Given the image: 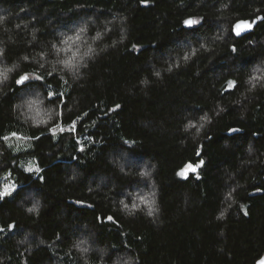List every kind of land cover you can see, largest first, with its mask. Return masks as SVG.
Segmentation results:
<instances>
[{
  "label": "trees",
  "instance_id": "obj_1",
  "mask_svg": "<svg viewBox=\"0 0 264 264\" xmlns=\"http://www.w3.org/2000/svg\"><path fill=\"white\" fill-rule=\"evenodd\" d=\"M0 17V264L264 259V21L233 33L264 0H0Z\"/></svg>",
  "mask_w": 264,
  "mask_h": 264
},
{
  "label": "snow or ice",
  "instance_id": "obj_2",
  "mask_svg": "<svg viewBox=\"0 0 264 264\" xmlns=\"http://www.w3.org/2000/svg\"><path fill=\"white\" fill-rule=\"evenodd\" d=\"M142 3H145V4H146V3H147V0H142ZM2 20H3V17H0V21H2ZM257 21H264V17H257ZM184 23H185L186 25H188V26H194L195 24L198 23V21L193 20V19H188V20H185ZM252 25H253V22H237V23L233 26V28H234V32H235V35L239 36V35L242 34L243 31H245V30H250L251 27H252ZM84 31H85L84 28H81V29H80V32H81V33L84 32ZM79 39H80V34L77 33V35H76L75 37H72V36L67 37V39H65V40L63 41V43H64L65 45H67L70 41H71L72 43H75V42L78 41ZM97 39H99V34H97ZM134 47H135V46H134ZM93 51H94V50L89 46L88 51L84 53V56H88L89 53H91V52H93ZM76 59H77L76 54H73L72 58H70V59H66V60H63V61H61V63H63L64 66L67 67V68L74 69V68L77 67V65L74 63V61H76ZM81 59H83V58L81 57ZM7 71H11V70L8 69ZM5 78H6V76H5ZM26 79H27V77H26V76H23V77H21V78L17 81V83H18V84H22ZM252 79H253V80H254V79H257V77L253 76ZM230 83H231V82H230ZM118 107H119V105H117V108H118ZM189 127H195V125L190 124ZM231 131L235 132V131H238V130H237V129H232ZM178 175H184V173H183V172H180V173H178ZM7 194H8V189H5L3 193H0V195H7ZM145 201H146V198H143V197H142V198H141V203H145ZM122 203H123V202H122ZM127 207H128V205H125V208H127ZM133 207H135V205H133ZM36 210H37V209H36L35 207L28 209L29 212H34V211H36ZM149 214H151V212H150ZM245 214H246V213H245ZM109 219H111V218L109 217ZM9 228H10V230H11V229H14V225L9 226ZM0 231H3V229H0ZM81 243H83V242H81ZM77 246H79V245H77Z\"/></svg>",
  "mask_w": 264,
  "mask_h": 264
},
{
  "label": "water",
  "instance_id": "obj_3",
  "mask_svg": "<svg viewBox=\"0 0 264 264\" xmlns=\"http://www.w3.org/2000/svg\"><path fill=\"white\" fill-rule=\"evenodd\" d=\"M238 22H251V21H249V20H241V21H238ZM257 24H258V21L257 20H254L251 29L250 30L243 31L242 34L239 35V36L235 35L234 28H233V33L238 38L244 37L247 34L251 33L255 29V27L257 26ZM191 27H193V26H188V25L185 24V28H191ZM257 264H264V259L260 260Z\"/></svg>",
  "mask_w": 264,
  "mask_h": 264
},
{
  "label": "rangeland",
  "instance_id": "obj_4",
  "mask_svg": "<svg viewBox=\"0 0 264 264\" xmlns=\"http://www.w3.org/2000/svg\"><path fill=\"white\" fill-rule=\"evenodd\" d=\"M193 171V168L191 166L186 167L184 170H182L181 172L184 173V175H180L182 178H186L189 176V174ZM12 189H9L8 192H11Z\"/></svg>",
  "mask_w": 264,
  "mask_h": 264
}]
</instances>
